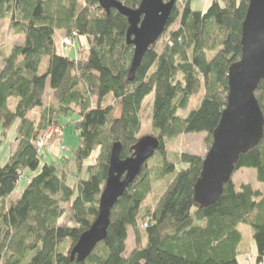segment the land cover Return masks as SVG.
Instances as JSON below:
<instances>
[{
	"label": "trees",
	"instance_id": "trees-1",
	"mask_svg": "<svg viewBox=\"0 0 264 264\" xmlns=\"http://www.w3.org/2000/svg\"><path fill=\"white\" fill-rule=\"evenodd\" d=\"M117 1L129 8L140 2ZM181 1L163 32L177 22L168 42L149 46L128 80L133 47L126 42L127 20L116 10L105 12L97 0H0V19L22 36L0 69V132L4 137L15 125L16 142L0 165V264H238L241 224L252 228L256 262L262 263L264 189L236 187L232 175L253 168L264 185V125L261 140L239 156L218 200L204 208L194 206L193 186L205 155H175L166 148L167 141L189 133H204L211 145L226 105L228 69L241 55L248 0H211L205 11ZM56 32L79 41L76 56L58 53ZM151 92L150 135L159 147L113 205L106 238L83 262L71 261V248L97 216L111 147L120 143V158L131 155ZM199 93L198 106L178 115ZM254 96L264 117V81ZM34 110L36 119L29 116ZM71 111L78 115L79 140L72 158L40 164L39 134ZM70 160L79 174L75 188L67 183ZM24 171L27 182L13 200ZM158 181L165 183L162 193L143 209ZM129 229L133 246L127 250Z\"/></svg>",
	"mask_w": 264,
	"mask_h": 264
},
{
	"label": "water",
	"instance_id": "water-1",
	"mask_svg": "<svg viewBox=\"0 0 264 264\" xmlns=\"http://www.w3.org/2000/svg\"><path fill=\"white\" fill-rule=\"evenodd\" d=\"M97 2L105 12L114 9L127 20L126 42L133 47L127 78L132 80L144 53L164 32L176 0H140L136 8L126 7L117 0ZM240 44V58L229 66L227 73L226 105L212 132V143L193 186V204L197 208L218 200L239 156L253 149L263 135L264 117L254 92L264 81V0H248L241 23ZM158 147L159 140L155 136L143 135L130 148L131 155L120 158L121 145L113 144L97 216L71 248V261L83 262L106 238L113 205Z\"/></svg>",
	"mask_w": 264,
	"mask_h": 264
},
{
	"label": "rangeland",
	"instance_id": "rangeland-1",
	"mask_svg": "<svg viewBox=\"0 0 264 264\" xmlns=\"http://www.w3.org/2000/svg\"><path fill=\"white\" fill-rule=\"evenodd\" d=\"M210 3L211 0L190 1V5L193 9L201 11H205L210 5ZM175 4H179V7H181L183 3L181 0H176ZM177 27V22L171 24L168 27L167 31L160 36L157 42L159 41V44L161 45H163L165 42H168L167 40H169V35L167 32L170 30H174ZM68 40H70V42ZM82 42L83 44H85L84 40ZM21 43L22 36L14 33V29L10 26L6 19H0V69L3 64V59L10 54L13 46ZM78 43L79 41L77 39H71L67 36L62 35L60 32H56L55 34V45L60 55H65L70 58L76 56L78 53ZM200 96L201 94L199 93L190 97L186 107L180 109L177 114L183 117L187 116L191 110L195 109L198 106ZM153 98L154 92H151L143 100V106L140 111L141 131L139 133V137L152 133L150 114L152 109ZM9 104L11 106L13 104V100H10ZM29 114L30 117H34L36 119L39 112L34 110L31 111ZM115 115H119V110L116 111ZM77 118V112L71 111L68 114L60 116L58 118L59 126L52 128L51 130L41 132L39 134L40 139H42L43 142L40 155V164H59L60 157L47 153L51 150V147L53 145H55L54 147H57V150L60 154L72 158L75 149L79 145L78 137L74 132V123L77 121ZM14 128L15 125H13L12 128L7 130L4 137L3 135H1L0 132V140H2L0 145V165H3L6 162L9 153L12 152L15 148L16 142L14 141ZM166 148L171 154L175 155L186 152L194 155L203 156L208 150V146L205 143L204 133H189L180 135L176 138L167 141ZM96 152L97 151L93 152L91 158H89L87 162L90 163L92 161V158L96 155ZM67 168V183L70 187L75 188L78 171L76 170V166L72 160L69 161ZM28 174L29 173L27 171H24L21 175V179L19 178V181L16 186L17 188L11 194V198L13 200L19 196L20 191L26 184V176H28ZM232 181L236 185V187H238L241 183H249L253 188L261 190L264 189V185L256 181L255 170L253 168H241L235 171L232 175ZM164 185L165 183L161 181L153 183L152 192L145 200L142 206L143 209L154 206L159 195L162 193ZM61 220L67 223V216H64ZM239 230L242 234V241L240 246L238 247V264H257V249L252 237V228L249 225L241 224L239 226ZM132 246L133 235L131 229H129L128 237L126 240L127 250H129ZM262 264H264V257L262 260Z\"/></svg>",
	"mask_w": 264,
	"mask_h": 264
},
{
	"label": "crops",
	"instance_id": "crops-1",
	"mask_svg": "<svg viewBox=\"0 0 264 264\" xmlns=\"http://www.w3.org/2000/svg\"><path fill=\"white\" fill-rule=\"evenodd\" d=\"M191 6V5H190ZM192 8V7H191ZM193 9V8H192ZM55 145H53L52 147H51V150L49 151V152H47V153H49L50 155H56L57 157H60L62 154H60L59 152H58V150H57V147H54ZM17 188V187H16ZM15 188V189H16ZM23 188H24V186H23ZM22 188V189H23ZM15 191V190H14ZM13 191V192H14ZM22 191V190H21ZM20 191V192H21ZM10 198H11V196H10ZM12 199V198H11ZM241 241H242V234H241ZM240 244H241V242H240ZM240 244H239V246H240ZM238 246V247H239ZM238 250V249H237Z\"/></svg>",
	"mask_w": 264,
	"mask_h": 264
},
{
	"label": "built area",
	"instance_id": "built-area-1",
	"mask_svg": "<svg viewBox=\"0 0 264 264\" xmlns=\"http://www.w3.org/2000/svg\"><path fill=\"white\" fill-rule=\"evenodd\" d=\"M69 42H70V40H68ZM53 128H55V127H53ZM52 128H50V129H48V130H51ZM47 130V131H48ZM40 136H38V139L36 140V148H37V150L38 151H40L41 150V148H42V146H43V142H42V139H40ZM258 264H262V263H258Z\"/></svg>",
	"mask_w": 264,
	"mask_h": 264
}]
</instances>
